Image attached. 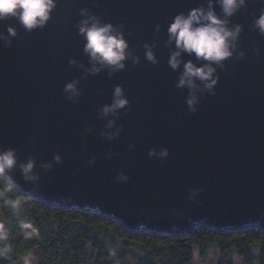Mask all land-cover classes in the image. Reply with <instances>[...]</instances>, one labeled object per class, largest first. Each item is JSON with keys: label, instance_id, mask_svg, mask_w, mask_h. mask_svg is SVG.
Here are the masks:
<instances>
[{"label": "water", "instance_id": "95a60500", "mask_svg": "<svg viewBox=\"0 0 264 264\" xmlns=\"http://www.w3.org/2000/svg\"><path fill=\"white\" fill-rule=\"evenodd\" d=\"M203 2L59 0L43 29L25 31L14 19L0 23L2 32L9 24L19 30L11 47L0 41V148H15L22 161L34 158L39 186L19 168L8 175L39 198L87 203L118 214L131 228L147 227L139 219L152 221L162 234L200 222L264 224V35L251 27L264 0H249L232 17L243 25L239 48L246 55L218 69L215 94H202L192 113L162 42L176 14ZM82 8L123 24L141 62L128 61L111 77L104 71L82 79L83 95L74 104L64 86L83 76L69 61L87 63L76 27ZM145 43L155 45L158 64L145 59ZM116 85L131 104L117 120L120 135L108 140L101 133L115 129H107L109 118L101 119L98 109L111 103ZM153 148L169 155L149 157Z\"/></svg>", "mask_w": 264, "mask_h": 264}, {"label": "clouds", "instance_id": "9594fccd", "mask_svg": "<svg viewBox=\"0 0 264 264\" xmlns=\"http://www.w3.org/2000/svg\"><path fill=\"white\" fill-rule=\"evenodd\" d=\"M58 3L59 0H0V23L14 19L25 31L43 29L51 20ZM248 3L249 0H204L199 6L176 14L169 23L167 39L162 43L171 49L168 65L173 71L179 72L176 87L188 90L186 104L190 112L197 111L202 94H215L214 89L220 80L218 69H223L225 62L234 57L236 59L245 57L246 53L239 48L243 25L233 24L232 17L247 8ZM80 15L82 19L76 27L83 41V53L87 57V63L71 59L69 63L82 69L83 76L67 82L64 86L65 98L74 104L79 103L83 95L80 87L82 79H87L89 75H99L104 71L111 77L125 70L128 61L134 65L141 62V58L131 51L128 38L131 33H125L123 24L106 22L87 8H82ZM251 27L264 35V11L253 20ZM160 31L161 26L156 25V32ZM18 35V28L9 24L6 32L0 31V41L11 47L13 38ZM144 49L145 59L154 65L158 64L155 45L145 43ZM185 54L194 56L195 60L186 61ZM130 104L124 87L116 85L111 103L98 109L101 119L109 118L107 129H115L101 133L103 138L113 140L120 135L122 126L117 127V120L122 110H130ZM157 155L166 158L169 151L167 148H162L159 152L155 148L149 151V157ZM54 159L60 162L62 157L56 155ZM44 167H51V164ZM17 168L26 182L39 186L40 176L35 172L34 158L22 161L15 148H0V178L6 180L3 188H0V197H6L7 193L13 191L15 182L8 174ZM120 179L126 180L128 177L121 174ZM23 203L20 198L4 199V205L11 208L13 213H17ZM19 228L23 231L25 239L40 235L39 229L31 221L21 220ZM9 238L10 228L7 222H0V257H7L12 252ZM22 259L23 264H34L35 258L28 253Z\"/></svg>", "mask_w": 264, "mask_h": 264}, {"label": "trees", "instance_id": "16d2710c", "mask_svg": "<svg viewBox=\"0 0 264 264\" xmlns=\"http://www.w3.org/2000/svg\"><path fill=\"white\" fill-rule=\"evenodd\" d=\"M5 183L0 178V188ZM5 198L22 199V208L13 213L4 205ZM87 205L39 198L15 182L13 191L0 197V219L10 228L12 246L7 257H0V264H23L28 253L34 255V264H193L194 247L204 252L209 244L219 246L220 264H233V250L248 264H264L263 223L200 222L185 231L177 229L181 233L162 234L152 221L139 219V225L147 227L131 228L118 214ZM21 220L31 221L39 237L25 239Z\"/></svg>", "mask_w": 264, "mask_h": 264}, {"label": "rangeland", "instance_id": "374dc122", "mask_svg": "<svg viewBox=\"0 0 264 264\" xmlns=\"http://www.w3.org/2000/svg\"><path fill=\"white\" fill-rule=\"evenodd\" d=\"M255 253H258L257 249L255 250ZM231 257L233 259V264H248L244 261L243 257L239 255L235 250L232 251ZM221 259H222V255L219 246L216 244H209L205 248L204 252H202L200 247L198 246L194 247L193 264H220ZM34 262H36L35 259ZM251 264H258V262L255 261Z\"/></svg>", "mask_w": 264, "mask_h": 264}]
</instances>
